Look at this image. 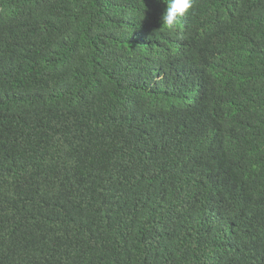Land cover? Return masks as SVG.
<instances>
[{"label":"trees","instance_id":"obj_1","mask_svg":"<svg viewBox=\"0 0 264 264\" xmlns=\"http://www.w3.org/2000/svg\"><path fill=\"white\" fill-rule=\"evenodd\" d=\"M0 0V264H264V0Z\"/></svg>","mask_w":264,"mask_h":264},{"label":"clouds","instance_id":"obj_2","mask_svg":"<svg viewBox=\"0 0 264 264\" xmlns=\"http://www.w3.org/2000/svg\"><path fill=\"white\" fill-rule=\"evenodd\" d=\"M192 7V0H170L162 15V25L169 29L176 26L178 18L184 16Z\"/></svg>","mask_w":264,"mask_h":264}]
</instances>
